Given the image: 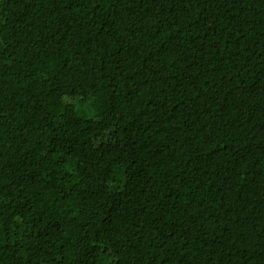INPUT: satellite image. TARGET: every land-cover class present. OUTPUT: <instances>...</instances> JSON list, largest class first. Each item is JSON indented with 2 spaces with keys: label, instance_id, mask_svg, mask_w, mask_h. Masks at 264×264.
<instances>
[{
  "label": "trees",
  "instance_id": "1",
  "mask_svg": "<svg viewBox=\"0 0 264 264\" xmlns=\"http://www.w3.org/2000/svg\"><path fill=\"white\" fill-rule=\"evenodd\" d=\"M0 264H264V0H0Z\"/></svg>",
  "mask_w": 264,
  "mask_h": 264
},
{
  "label": "rangeland",
  "instance_id": "2",
  "mask_svg": "<svg viewBox=\"0 0 264 264\" xmlns=\"http://www.w3.org/2000/svg\"><path fill=\"white\" fill-rule=\"evenodd\" d=\"M70 100V99H69Z\"/></svg>",
  "mask_w": 264,
  "mask_h": 264
}]
</instances>
